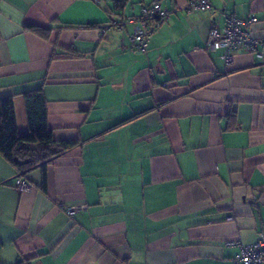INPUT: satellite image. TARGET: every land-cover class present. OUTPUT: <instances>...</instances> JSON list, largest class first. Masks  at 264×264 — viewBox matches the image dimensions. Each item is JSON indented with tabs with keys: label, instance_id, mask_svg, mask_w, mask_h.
<instances>
[{
	"label": "crops",
	"instance_id": "1",
	"mask_svg": "<svg viewBox=\"0 0 264 264\" xmlns=\"http://www.w3.org/2000/svg\"><path fill=\"white\" fill-rule=\"evenodd\" d=\"M152 2L0 0V98L25 131L23 94L41 89L53 137L78 142L29 191L0 156L2 264H233L228 243L264 231V0H160L171 15L144 53L136 23L100 36ZM224 15L256 17L261 43L228 64L208 47Z\"/></svg>",
	"mask_w": 264,
	"mask_h": 264
},
{
	"label": "built area",
	"instance_id": "2",
	"mask_svg": "<svg viewBox=\"0 0 264 264\" xmlns=\"http://www.w3.org/2000/svg\"><path fill=\"white\" fill-rule=\"evenodd\" d=\"M187 11H212L213 6L211 0H187ZM171 15L169 9L163 8L160 0H153L149 6L141 9V12L136 17H129L121 20L114 18L105 26H102L100 36H105L106 32L111 27L121 28L125 23H136L133 34L131 35V42L133 46L144 53L148 45V38L150 35L164 22H166ZM224 26L219 28L216 23H213L210 28L208 47L212 49H222L224 54L222 56L226 64L230 63L233 58V52L239 47H246L255 52L261 43L250 37L247 29L249 25L255 22L256 17L252 16L249 19H239L233 15H224ZM264 58L263 54H257ZM15 187L20 191H29L31 184L23 179L17 178L15 180ZM80 207H66L65 212L69 216H73ZM229 245H237L239 247L238 253L233 259V264H264V231L258 233L254 243L250 245H242L237 241L228 243Z\"/></svg>",
	"mask_w": 264,
	"mask_h": 264
},
{
	"label": "trees",
	"instance_id": "3",
	"mask_svg": "<svg viewBox=\"0 0 264 264\" xmlns=\"http://www.w3.org/2000/svg\"><path fill=\"white\" fill-rule=\"evenodd\" d=\"M25 28L40 36H47L45 28L32 25ZM23 98L27 119L25 131L17 128L13 97L0 98V156L16 170L20 179L33 168L45 166L78 144L76 140H56L53 137L47 124V100L41 89L26 92ZM15 264L26 263L19 261Z\"/></svg>",
	"mask_w": 264,
	"mask_h": 264
}]
</instances>
